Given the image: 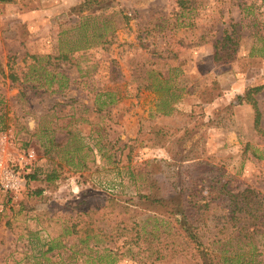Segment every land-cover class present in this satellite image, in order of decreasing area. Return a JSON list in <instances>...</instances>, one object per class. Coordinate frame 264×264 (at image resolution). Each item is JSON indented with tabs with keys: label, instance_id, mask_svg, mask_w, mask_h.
<instances>
[{
	"label": "rangeland",
	"instance_id": "rangeland-1",
	"mask_svg": "<svg viewBox=\"0 0 264 264\" xmlns=\"http://www.w3.org/2000/svg\"><path fill=\"white\" fill-rule=\"evenodd\" d=\"M255 86L259 127L239 98ZM0 142L38 175L0 193V264H85L87 244L116 264H218L223 248L264 264V228L238 241L254 220L227 218L229 189L264 210V0H0ZM152 185L226 188L193 240L145 203ZM152 230L160 260L131 243Z\"/></svg>",
	"mask_w": 264,
	"mask_h": 264
},
{
	"label": "trees",
	"instance_id": "trees-1",
	"mask_svg": "<svg viewBox=\"0 0 264 264\" xmlns=\"http://www.w3.org/2000/svg\"><path fill=\"white\" fill-rule=\"evenodd\" d=\"M177 1L181 7L187 6L188 0ZM225 39L228 41V43H224V48L225 45H229L228 51L227 49H224L222 53L216 51L214 59L217 62L222 61L224 59L232 58V54L236 51V49L232 48L236 44L232 36L230 34H227ZM261 89L262 86H255L249 88L244 96H239L241 103L248 102L255 107L256 127H259L260 125L261 111L258 107L254 95L261 91ZM37 177L38 175L36 172H30L25 175V183L28 184L29 182L37 179ZM58 178L59 174L54 171L51 174L47 175L46 180L55 181ZM156 187V185H152V189ZM224 188H226L225 185H223L219 190H215L213 188L208 189L206 191L205 198H202L205 199L204 202L201 201L202 199L197 200L192 198L193 196H196V193H199V190L194 188H190L191 198H187L188 192L182 190L179 195V201H177L173 196L169 198L163 197L161 194V190H158V187L156 192H150L144 197L146 198L145 203H147V205L149 206H158L159 209H163L169 206L172 207L169 213L176 217L177 222L180 224L179 229L183 230L189 239L191 238L194 240L197 238V234H195L193 230H198L200 224H206L208 222L209 216L206 217L202 212H200L201 210L204 211L205 209H208L210 204H212V202L210 200H206V198H209L211 196L216 195L217 193L222 192V190H225ZM41 192L42 191H40L39 194H41ZM227 192L231 194L230 198L228 199L229 209L227 210V218L231 220L236 219L242 221L250 217V219L254 220L248 225L242 224L237 229L239 231L237 232L235 239L238 241H242L244 238L250 241L254 238L256 233H258L260 230H263L264 228V210L261 208V206H258L256 208V203H251V201H247L249 200L250 196L255 194L254 191L250 189H246L238 193H234L231 189H229L227 190ZM256 196L258 197V195ZM250 204L252 205L250 206ZM201 218L202 220H200ZM226 223L227 222L223 224V229L227 228ZM158 231L159 230H152L151 232L145 235L137 234L136 238H133V240H131V243L141 244L140 246L145 245L146 250H148L150 254L157 253L155 260H160L165 256L162 254V251L155 249V245L157 241H159ZM69 233L71 232H68V234ZM88 238H90V235H88L85 239L80 240V243L87 244ZM57 242L60 243L61 241L57 239H52L49 242H46L45 245H47V251L55 250L59 246ZM86 247L88 253H86V258L84 259L85 264H116L118 261V250H115L113 248H105L103 252H95V250L92 249V247H89L88 244L86 245ZM206 257H208V255ZM215 259H218V264H254L249 258L244 256V254L240 253L238 250H227L224 248L220 249L219 254H215ZM213 260L214 259H212L211 261Z\"/></svg>",
	"mask_w": 264,
	"mask_h": 264
},
{
	"label": "built area",
	"instance_id": "built-area-1",
	"mask_svg": "<svg viewBox=\"0 0 264 264\" xmlns=\"http://www.w3.org/2000/svg\"><path fill=\"white\" fill-rule=\"evenodd\" d=\"M4 137L2 142H6L7 135H4ZM2 142H0V193L16 191L22 188L25 184L23 168L26 167L29 170L28 165L31 164L27 159L24 162V160L19 161L10 156L5 157V147Z\"/></svg>",
	"mask_w": 264,
	"mask_h": 264
}]
</instances>
